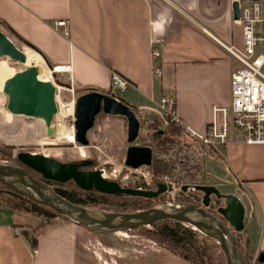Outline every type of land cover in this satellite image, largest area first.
I'll use <instances>...</instances> for the list:
<instances>
[{"label":"crops","instance_id":"1","mask_svg":"<svg viewBox=\"0 0 264 264\" xmlns=\"http://www.w3.org/2000/svg\"><path fill=\"white\" fill-rule=\"evenodd\" d=\"M165 11L151 0H0V21L33 45L51 70L68 66L53 75H66L68 86L77 92L90 87L112 92V73L117 71L130 81L132 91L119 95L129 103L156 110L161 97L173 92L179 116L204 129L213 105L230 102L235 67L230 58L214 53L213 43L193 25ZM161 14L167 19L168 43L159 59L163 73L155 76L152 21L154 16L161 20ZM226 16L228 12L214 21ZM57 18L70 20V36L55 29ZM231 134V141L218 146L209 160L213 168L223 167L233 177V193L246 207L244 230L260 253L264 250V143L249 144L234 131ZM88 238L85 224L61 216L39 222L29 213L0 205V264H85L87 251L82 244Z\"/></svg>","mask_w":264,"mask_h":264},{"label":"rangeland","instance_id":"2","mask_svg":"<svg viewBox=\"0 0 264 264\" xmlns=\"http://www.w3.org/2000/svg\"><path fill=\"white\" fill-rule=\"evenodd\" d=\"M151 1L159 5L160 8H165V12L168 13V15L172 12V15L174 13L178 18L181 17L183 22H188L193 25L197 31L213 43L214 53L222 54L230 58L234 67H238L239 64L237 60L231 55L227 48L204 29L208 28L211 30L226 44L240 45L241 25L233 18L232 3L234 0H195V4L191 9V16L193 19H188L182 12L164 0ZM245 4H247V1L243 0L242 5ZM225 12H228V16L220 21H214L216 18L225 14ZM183 22H180L179 25L184 26ZM0 27L20 48L26 49L29 52L33 51L30 45L9 29L1 24ZM227 32L230 34L229 36H227ZM0 66H6L14 71L22 70L27 67L24 62L15 60L7 55L0 56ZM39 71L43 73L45 79L48 74L42 72L40 69ZM54 77L56 80L68 86L70 80L66 75L54 74ZM76 91L80 90L76 89ZM131 91L132 89L127 88L125 91H119L118 93L127 96ZM61 96L68 97L70 95L68 91L62 89ZM7 102V93L5 91H0V141L2 144L14 147L12 150H5L9 157V159L5 161L20 164L17 159V153L21 150L47 153L64 161L91 158L94 160V164L89 166V168H106L110 176L109 179H115L118 182H127L128 185L134 187L142 185L154 189L157 188L156 182L167 176L165 173L156 174V171L153 170L150 165H141L135 168L125 163L126 150L130 142L127 139V119L122 115L105 114L101 111L91 130L93 134L90 136V144L86 147H81L77 141L75 143H69L62 139L59 141L56 140V142L51 141L55 139V134L62 128L59 118H57L53 124V128L55 129L54 136H49L47 137L48 139H44L45 136H47V128L44 120L34 116L20 114L12 115V112L7 107ZM139 113L142 117V121L139 136L134 143H150L153 141L152 133L155 125L154 122L157 121L161 129H165L166 124L160 116V113L156 110H143ZM174 137L172 143L162 146L161 150L158 148L153 152V155L156 153L159 158L173 161L176 167L173 175L174 177L184 175L187 170L194 173V176H184L185 178H183L182 181L170 187V192H165L167 193L168 201L166 205L172 206L175 204L176 198H179V202L182 199L195 201L192 197L194 194L193 192L203 195V191H199L195 188L193 190L183 191L181 183L198 182V184H208L209 182H216V186L223 193L236 190V183L233 177L227 175L223 167L218 166L216 169L212 167V160H209L212 152L208 147L201 145L197 141L191 140L186 135L181 136V140L178 135ZM43 139L47 141L42 142ZM114 168L121 170V173L116 178H113L111 174ZM33 174L42 179L40 174L36 172H33ZM172 180H175V178H172ZM45 181L47 180L45 179ZM49 184L54 188L63 187L76 194H84V191L76 189L73 184L67 181L60 182L51 180ZM173 196L175 200L172 198ZM167 201L158 198L154 200L153 203H155V206L165 205ZM224 204L225 199L223 197L218 198L213 195L207 209L221 218L222 215L218 211V208ZM105 208L115 211L113 207ZM22 211L29 213L31 217L34 216L38 218L39 222L52 218L46 214H39L29 210ZM86 226L88 228L89 238L82 244L87 251L86 259H84L85 264H192L191 261L181 257L174 249L142 233V231H125L121 229H109L102 226ZM146 227L152 228V224L146 225ZM203 234H201L200 237L204 239ZM237 234L240 235L242 242L246 241L247 238L249 239V248L246 247V249H249V255L251 256L250 264H261L258 258L259 253H256V249L252 247L251 240L246 235L245 230Z\"/></svg>","mask_w":264,"mask_h":264},{"label":"water","instance_id":"3","mask_svg":"<svg viewBox=\"0 0 264 264\" xmlns=\"http://www.w3.org/2000/svg\"><path fill=\"white\" fill-rule=\"evenodd\" d=\"M232 9L233 18L239 19L241 16L239 0L233 1ZM4 55L21 62L27 60L24 49L20 48L0 27V56ZM3 90L8 95L7 107L13 114L42 118L46 124L47 136L54 134L52 122L57 113V89L52 80L39 77V68L36 65L16 71L6 79ZM136 108V105L114 92L94 88L80 93L76 99V141L79 145L90 144L89 131L94 127L101 111L111 115H122L127 119V139L130 142L126 150L125 163L132 167L151 165L152 146L134 143L141 127ZM17 158L20 164L0 159V180L36 201L53 207L73 221L119 229L151 225L160 219L175 218L215 238L228 256V264H245L236 242V232L245 229L246 207L236 193H223L215 184L200 183L194 187L203 191L202 206L186 202L172 206L156 205L136 211H112L74 203L59 194L45 179L60 182L73 180L83 189L96 188L104 192L138 194L147 197H157L167 192L168 185L160 181L156 189L123 186L117 180L105 178L100 169L89 168L94 164L91 158L64 161L55 156L30 150L19 151ZM32 171L40 174L42 179L35 176ZM187 186L184 185V189ZM213 195L225 199V204L218 208L221 218L207 209ZM258 258L264 261V250L260 251Z\"/></svg>","mask_w":264,"mask_h":264},{"label":"built area","instance_id":"4","mask_svg":"<svg viewBox=\"0 0 264 264\" xmlns=\"http://www.w3.org/2000/svg\"><path fill=\"white\" fill-rule=\"evenodd\" d=\"M164 1L173 5L188 19H193L191 16V9L195 4V0ZM242 1L243 0H239L241 16L239 19H234L241 25V44L223 43L239 64L231 73L230 102L227 104L213 105L212 118L204 129L193 126L179 116L176 109V95L173 92L165 93L161 97L158 107L156 108V111L160 113V116L165 122L171 120L183 129L184 135L206 147L217 148L218 146L228 144L232 139L231 133L233 131L236 136L246 143H264V0H246L247 4L245 5H242ZM161 17L163 19L161 18L160 21H156V16H154L152 21L153 36L151 39V57L152 72L155 76H161L163 73V68L159 59L163 56L168 43L167 19L164 18L163 14H161ZM53 26L63 35L70 36L71 28L68 18L54 19ZM229 33L228 35H230ZM67 69L68 66L66 65H56L50 72V80H52L56 86V96H59V100H57L58 110L52 123L54 124L57 118L60 119L62 114H67L76 135L75 111L76 99L79 92L76 91L73 85H70L65 89L70 96L62 97V89L59 85L64 83L56 80L53 75L54 71L63 72ZM129 85L130 81L125 76L117 71H113L112 92L120 95L118 92L125 91ZM147 108L146 106L138 107L140 112ZM54 134L52 136H54ZM99 169L105 178H110L106 168ZM120 173L121 170L117 168L111 171L113 178L118 177ZM158 181L167 183V192H170V187H173V184L178 183L176 180H172L168 175L164 179ZM119 183L123 186H130L127 182L119 181ZM156 184H158V182H156ZM182 184L183 183H181V188ZM137 187L148 188L142 185H137ZM172 198L175 200L174 196ZM37 251V247H34L33 252Z\"/></svg>","mask_w":264,"mask_h":264},{"label":"trees","instance_id":"5","mask_svg":"<svg viewBox=\"0 0 264 264\" xmlns=\"http://www.w3.org/2000/svg\"><path fill=\"white\" fill-rule=\"evenodd\" d=\"M0 24L7 29L10 27L5 22L0 21ZM15 34V33H14ZM18 36V34H15ZM26 42V41H25ZM32 48H35L30 43L26 42ZM88 89H93L90 87ZM136 113L140 118V122L142 121V117L140 116V111L137 108L135 109ZM105 113V112H104ZM106 114V113H105ZM165 122V121H164ZM154 129L152 133V139L150 143H146L151 145L153 148V152L158 148L161 150V147L167 145L168 143H172L174 141V136L184 135L183 129L176 125L171 120L165 122L166 128L161 129L158 125L157 121L154 122ZM174 135V136H173ZM181 140V139H180ZM145 144V143H144ZM189 144V143H188ZM14 147L10 145L2 144L0 141V159L6 160L9 159L7 152L5 150H12ZM212 154H216L215 147H208ZM163 150V149H162ZM164 151V150H163ZM18 159V158H17ZM150 167L156 171V174L165 173L166 175L175 178L177 182H180L185 178L184 176H194V173L189 172L188 170L184 175L174 177V172L176 167L172 160H165L159 158L156 153L153 155V161ZM34 172V171H32ZM47 182H51V180H47ZM70 184H73L74 187L78 190L84 191V196L76 194L68 189L63 187H56V191L67 199L71 200L74 203L78 204H90L97 206L102 209H106L105 207H110L115 211H130V210H141L147 209L152 206H155L153 203L156 199H165L167 201V193H161L157 197H147L144 195L138 194H126V193H111L99 191L96 188L93 189H83L79 185H77L73 180L67 181ZM198 182H192V184H197ZM187 183H183L186 185ZM197 197H196V196ZM194 196L198 199V201H192L188 199H182L179 202V198H176L175 204H181L186 202H192L196 205H199V202H202V198L199 195L195 194ZM165 202V204H167ZM0 205L9 206L17 210H29L32 212H37L39 214H46L47 216H61L65 219H69L68 217L60 214L53 207L36 201L30 196L21 193L11 187L9 184L0 180ZM104 207V208H103ZM71 220V219H69ZM88 226H97V225H88ZM125 231H142V233L147 234L150 237H153L160 242H163L170 248L174 249L181 257L191 261L192 264H228V256L224 251L223 247L220 243L213 237L203 234L199 229L194 228L192 225L183 222L181 220L175 218H164L157 220L152 223V228L146 227V225H139L134 228H119ZM116 230V229H115ZM241 232V231H238ZM236 232V242L242 253L245 264H250L251 256L249 255V239L242 242L240 239V235ZM204 235V239L200 237V235ZM36 239H33L35 242ZM261 264H264V261H261Z\"/></svg>","mask_w":264,"mask_h":264},{"label":"bare ground","instance_id":"6","mask_svg":"<svg viewBox=\"0 0 264 264\" xmlns=\"http://www.w3.org/2000/svg\"><path fill=\"white\" fill-rule=\"evenodd\" d=\"M156 21H160V20H156ZM31 52H29L28 50L24 49L26 55H27V60L25 63V65L30 66V65H36L40 70H42V72H46L48 75L47 77H45V79H51L50 76V72L51 69L48 66V64L46 63V61L44 60V58L42 57V55L37 52L35 49L31 48ZM68 70V69H67ZM12 69H9L6 66H0V91H4L3 90V86H4V82L6 81L7 78H9L10 76H12L16 71H14ZM39 77L41 79H44L43 77V73H41V71H39ZM59 87L61 89H67V85L66 84H61L59 85ZM57 100H59V96H56V102ZM57 110H58V102H57ZM11 113V112H10ZM12 115H14L13 113H11ZM20 115H24V114H20ZM42 119V118H40ZM61 121V126L62 128L60 129V131L55 134V139L51 140V141H59V140H64L66 142H70V143H75L76 139H75V132L69 122L68 116L67 114H62L61 118L59 119ZM53 125V123H52ZM47 137L49 136H45L44 139H48ZM43 139V140H44ZM42 142H45L47 140H44ZM81 147H86L84 145H80Z\"/></svg>","mask_w":264,"mask_h":264},{"label":"flooded vegetation","instance_id":"7","mask_svg":"<svg viewBox=\"0 0 264 264\" xmlns=\"http://www.w3.org/2000/svg\"><path fill=\"white\" fill-rule=\"evenodd\" d=\"M158 183H159V181H157ZM198 184V183H197ZM206 184V183H205ZM186 185H188L187 186V188L186 189H184V185L182 184V189H183V191H188V190H193L195 187H194V185H196V184H192V183H187ZM157 186H158V184H157ZM194 194H197V195H199L198 193H196V192H193ZM187 194H189V193H187ZM194 194L192 195V197H193V199H195V201H198V199L194 196ZM200 196H202L201 198H202V201H203V195H200ZM195 204V203H194ZM203 205V203L201 202H199V205H197V206H202ZM208 208V207H207Z\"/></svg>","mask_w":264,"mask_h":264}]
</instances>
